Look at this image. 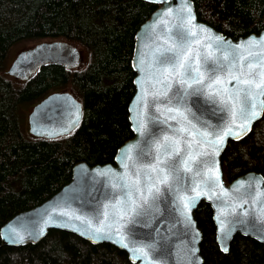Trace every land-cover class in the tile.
<instances>
[{
    "label": "trees",
    "instance_id": "trees-1",
    "mask_svg": "<svg viewBox=\"0 0 264 264\" xmlns=\"http://www.w3.org/2000/svg\"><path fill=\"white\" fill-rule=\"evenodd\" d=\"M193 2L198 20L233 39L264 28V0ZM155 8L144 0H0V227L59 190L76 162L112 163L116 149L132 137L127 105L134 92V33ZM26 40L79 44L86 60L75 69L47 63L19 81L2 72L3 64L11 47ZM57 91L81 102V121L56 138L31 135L22 123V106ZM221 165L228 181L247 171L264 176V111L249 133L228 140ZM194 218L202 231L204 264H264V245L250 237L236 234L227 252L218 249L207 203L198 204ZM0 264L133 263L110 243L51 229L36 243L0 242Z\"/></svg>",
    "mask_w": 264,
    "mask_h": 264
},
{
    "label": "water",
    "instance_id": "water-1",
    "mask_svg": "<svg viewBox=\"0 0 264 264\" xmlns=\"http://www.w3.org/2000/svg\"><path fill=\"white\" fill-rule=\"evenodd\" d=\"M144 1L155 4L156 8L140 23L134 33L130 58V65L134 71L132 78L134 92L127 105V118L132 137L116 149L112 163L89 165L85 161L76 162L71 168L70 180L59 190L40 204L13 215L0 227L1 243L6 245L36 243L49 230L58 229L76 234L93 244L110 243L122 250L133 264H204L200 253L202 231L194 218V210L203 201L211 209V219L214 224L213 236L221 252L229 250L230 242L236 234L250 237L264 245V216L259 213V208L264 207V204L255 202L261 191H264V176L260 172L247 171L225 183L221 165V155L228 140H239L245 136L256 120L251 122L250 129L241 134L239 139L229 136L222 146L216 149L218 154L213 156L212 167L213 170L217 168L219 170L217 186L211 194L199 196L195 201V206L189 212L190 225L184 223L181 214L173 210L171 197H168L165 202H158V211L153 210L146 216L138 217L135 223H129L128 216H125L123 220L104 221L103 206L113 202L114 192L111 184L115 176L130 173V167L125 165H130L132 159L138 160L139 164H147L150 159L147 157L149 146L153 140L164 134L154 129L146 118L148 109L145 101L140 97L142 90L145 97L151 96L156 90L153 87L156 81L153 80V74L149 69L153 67L158 49L167 46L165 41L170 44L175 39L171 33L176 27L182 26L191 32L203 29L190 43L198 44L204 49L205 54L211 53L213 56L223 55L219 49L211 47L208 43V41L215 43L216 37L222 38L226 46H243L254 39L264 37V28L258 33H250L236 39L224 35L209 24L198 20L193 0ZM189 21L192 23L189 24ZM249 52L256 55L264 52V49L255 46L241 50V54L245 56ZM138 60L139 70L137 69ZM51 62L58 63L66 69L77 68L82 62V53L75 44L65 40L41 41L20 50L11 61L7 74L24 81L41 66ZM252 63L258 68L264 65V55L260 56L258 62ZM244 71L247 72V67ZM259 82L257 78L256 83ZM256 100L264 102V96L257 94ZM186 106L199 118V121L206 122L208 125L219 127L225 123L222 119L225 114L215 110L217 106L207 101L202 95L189 96ZM255 110L260 111V118L264 110L260 108ZM81 118V102L72 93L52 92L32 107L27 116L28 131L36 137L56 138L72 132ZM193 123L200 127L197 121L193 120ZM138 126L141 131L137 130ZM145 129H147L146 132H144ZM234 130L238 131V128L234 126ZM142 132H144L143 135ZM204 147L212 151L208 145ZM142 151L146 158H140ZM102 172H107L108 175H100ZM250 181L253 182L251 195L246 194L244 189L237 194L230 191L234 186L247 185ZM201 191L207 190L201 189ZM221 192L224 195L217 199V194ZM195 194V192L181 193L185 197ZM116 198L119 199V196ZM245 200L249 203H243ZM237 205L239 207H236ZM233 208L235 213H240L239 216L233 212ZM98 210L101 212L99 217ZM109 211L111 212V209ZM244 212L255 214L245 216ZM116 215L119 216V213ZM77 217L79 219H76ZM101 222L105 224V231L98 234L95 229ZM108 225L112 226V231L108 230ZM121 230L128 247H123L119 243ZM225 233L227 238L221 239ZM101 236L104 238H100ZM148 244L154 246L153 250L150 251L146 247ZM132 248L142 249L145 254H134L131 251Z\"/></svg>",
    "mask_w": 264,
    "mask_h": 264
},
{
    "label": "snow or ice",
    "instance_id": "snow-or-ice-1",
    "mask_svg": "<svg viewBox=\"0 0 264 264\" xmlns=\"http://www.w3.org/2000/svg\"><path fill=\"white\" fill-rule=\"evenodd\" d=\"M188 14L190 15V10ZM202 31L203 29H197L191 32L177 26L171 33L175 39L170 44L165 41L167 46L158 49L153 67L149 69L156 81L153 85L156 90L148 97H145L142 90L140 99L145 101L148 109V121L154 129L164 134L153 140L149 146L147 157L150 159L147 164H139L138 160L132 159L130 165H125L130 167V173L115 176L111 184L113 202L103 206L104 221L123 220L128 216L129 223H135L138 217L146 216L153 210L158 211V202H165L171 197L173 210L179 212L183 222L190 225L189 212L195 206V201L199 196L211 194L217 186L219 170H213L212 167L213 156L218 154L216 149L229 136L239 139L241 134L250 129L251 122L259 118L260 111L255 109L264 110V102L256 100L257 94L264 96V65L258 68L252 63L258 62L264 52L256 55L249 52L247 56L241 54L242 48L259 46L264 49V37L243 46H226L222 38L216 37L215 43H208L219 49L223 55L213 56L211 53L205 54L198 44L190 43ZM245 67L247 72L244 71ZM139 68L138 60L137 69ZM257 78L259 83H256ZM198 95L204 96L207 101L217 106L215 110L225 114L222 116L225 121L222 126L214 127L199 121L191 109L187 108L188 97ZM234 126L238 131L234 130ZM137 130L141 131L139 126ZM146 131L147 129L144 130ZM204 145H208L212 151ZM140 158H146L143 151ZM100 175L107 176L108 173L102 172ZM252 187L253 182L250 181L247 185L234 186L230 191L237 194L244 189L246 194L251 195ZM187 192L196 194L190 197L181 195ZM223 195V192L217 194V199ZM255 202L264 204V191H261ZM243 203L247 204L249 201L245 200ZM233 212L235 213V208ZM259 213L264 216V207L259 208ZM100 214L98 210L97 216ZM249 214L255 213H243L245 216ZM108 230L112 231L111 225H108ZM104 231L105 224L101 222L95 232L102 234ZM120 235L119 243L128 247L122 230ZM226 238L225 233L221 239ZM146 247L151 251L154 246L148 244ZM131 251L134 254H145L142 249L132 248Z\"/></svg>",
    "mask_w": 264,
    "mask_h": 264
},
{
    "label": "rangeland",
    "instance_id": "rangeland-1",
    "mask_svg": "<svg viewBox=\"0 0 264 264\" xmlns=\"http://www.w3.org/2000/svg\"><path fill=\"white\" fill-rule=\"evenodd\" d=\"M33 42L32 41H21L17 44H15L14 46L11 47L10 51H9V54L8 56L6 57L5 61H4V64H3V70L2 72H6V69L8 67V65L10 64V62L12 61V59L15 57V55L22 49H25V48H28L30 47V45H32ZM77 46V48L80 50V52L82 53V56L84 58L83 62L80 64V67H82L84 65V62L86 60V57H85V49L80 46L79 44H75ZM65 89H71V85L68 84V86L65 87ZM33 104H26L24 106H22L21 108V114H22V123L24 125V129L27 131V116H28V112L31 111V108H32ZM223 178H224V181L225 183L228 182V179L226 178V175H225V170L223 169Z\"/></svg>",
    "mask_w": 264,
    "mask_h": 264
},
{
    "label": "bare ground",
    "instance_id": "bare-ground-1",
    "mask_svg": "<svg viewBox=\"0 0 264 264\" xmlns=\"http://www.w3.org/2000/svg\"><path fill=\"white\" fill-rule=\"evenodd\" d=\"M257 120V119H256Z\"/></svg>",
    "mask_w": 264,
    "mask_h": 264
}]
</instances>
